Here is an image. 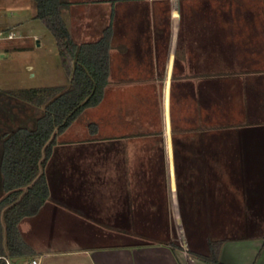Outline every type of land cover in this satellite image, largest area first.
Listing matches in <instances>:
<instances>
[{
  "label": "crops",
  "instance_id": "crops-1",
  "mask_svg": "<svg viewBox=\"0 0 264 264\" xmlns=\"http://www.w3.org/2000/svg\"><path fill=\"white\" fill-rule=\"evenodd\" d=\"M74 1L79 44L113 26L110 83L58 136L19 224L34 253L8 264H211V240L264 264V0ZM43 111L0 91V200L3 142Z\"/></svg>",
  "mask_w": 264,
  "mask_h": 264
},
{
  "label": "trees",
  "instance_id": "trees-1",
  "mask_svg": "<svg viewBox=\"0 0 264 264\" xmlns=\"http://www.w3.org/2000/svg\"><path fill=\"white\" fill-rule=\"evenodd\" d=\"M36 18L41 19L56 39L62 65L71 75L68 87L37 86L7 90V93L43 107L34 128L21 127L3 142L1 170L6 195L0 200V264L10 256H30L33 249L24 241L19 224L36 215L50 197L45 173L58 136L90 107L98 106L110 83V52L113 26L108 25L95 42L79 44L67 24L65 13L71 0H34ZM95 125H91V128ZM94 131V128H93ZM210 254L200 258L211 264L220 260L222 241L211 240ZM174 249L178 248L173 244Z\"/></svg>",
  "mask_w": 264,
  "mask_h": 264
},
{
  "label": "rangeland",
  "instance_id": "rangeland-1",
  "mask_svg": "<svg viewBox=\"0 0 264 264\" xmlns=\"http://www.w3.org/2000/svg\"><path fill=\"white\" fill-rule=\"evenodd\" d=\"M72 2L78 4V1ZM0 11L4 22L13 26L20 36L3 42L0 47V91L50 86L57 82L63 68L56 39L45 23L36 18L34 0H0ZM66 21L73 32L69 11Z\"/></svg>",
  "mask_w": 264,
  "mask_h": 264
},
{
  "label": "built area",
  "instance_id": "built-area-1",
  "mask_svg": "<svg viewBox=\"0 0 264 264\" xmlns=\"http://www.w3.org/2000/svg\"><path fill=\"white\" fill-rule=\"evenodd\" d=\"M2 13L0 11V47L3 42L9 41V40H14L18 37H20L17 32L13 29V26L7 24L4 22L2 19ZM35 39L40 41V37L38 35H35ZM28 264H39V261L37 259L31 260Z\"/></svg>",
  "mask_w": 264,
  "mask_h": 264
}]
</instances>
